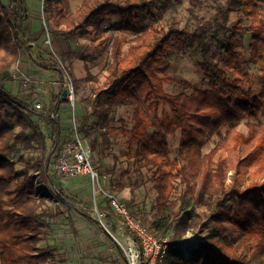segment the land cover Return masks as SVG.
<instances>
[{"label":"trees","instance_id":"16d2710c","mask_svg":"<svg viewBox=\"0 0 264 264\" xmlns=\"http://www.w3.org/2000/svg\"><path fill=\"white\" fill-rule=\"evenodd\" d=\"M260 1L264 0H223L218 14L205 19L194 31L180 29L175 24H170L169 28L152 26L143 30L138 36V44H132L126 54L122 49L124 37L113 43L114 62L108 68L107 85L98 88L96 97L101 102L106 96L112 105L120 102L119 96L125 94L135 104L134 124L126 140L127 156L138 170L146 168L150 171V180L157 192L156 212L147 220L148 227L156 235L164 236L177 220L180 232L198 227L202 230L206 226L201 218L181 215L185 210V203H181L185 194L174 197L178 179L185 184L187 192L194 194L189 169L193 172L200 169L204 194L200 192L199 199L212 209L217 222L223 215H230L236 233V236L231 233L227 236L229 244L212 232L189 257L179 246H171L162 264H264V180L244 189H229L226 186V160L218 156L220 143L210 152L202 153L203 147L219 135L223 127L230 125L228 134L237 135L235 125L254 117L261 109L260 96L254 92L250 73L237 69L246 18L252 20L250 27L255 32L251 58L255 63L263 62L264 23L256 3ZM154 8L153 0H84L69 15L63 10L53 15L54 10L51 13L49 7L46 12L50 13L55 27L64 24L66 31L72 32L94 26L107 16L134 21L140 14H147L156 19ZM0 9V47L8 41L13 46L9 53L0 52V264H50L55 250L39 246L47 227L42 219L44 200L38 196L34 176L27 171L19 172L11 156L19 149H41L44 154L48 138L54 141L52 149H62L69 137L63 136L57 106L60 101L69 100H63L62 92L51 94L48 112L39 114L43 126L50 132L48 137L33 119V107L7 89L4 81L9 80L11 66L23 52L29 51L30 44L24 41L30 33L28 0H11ZM232 13H235L234 20H231ZM208 34L218 44V54L210 51V44L205 41ZM194 44L201 48L203 60L199 65L209 87L185 83V91L167 93L162 84L166 77H158L154 68L164 71L157 65L164 61L170 48L177 46L185 51ZM214 58L218 60L215 62ZM53 60L58 59L53 57ZM60 64L40 62L44 69H53L62 76ZM262 70L264 72V65ZM132 78L136 93L125 87ZM143 98L151 100L150 113L141 103ZM111 105L96 108L94 113L100 116L109 133L119 130L124 133L123 127L110 125ZM162 105L169 108V114L159 115ZM6 107L13 110L15 125L6 120L2 112ZM89 117H85L81 130L88 124ZM150 127L159 130L150 133ZM177 130L181 132L180 155L170 159L167 137ZM252 135L255 137L254 148L244 161L250 166L259 162V166L264 167V128L256 129ZM105 141L110 142L107 138ZM43 160L46 161L41 158L37 163L41 170L46 165ZM58 194L66 200L59 189ZM229 200L230 206L227 205ZM236 241L241 248L234 245Z\"/></svg>","mask_w":264,"mask_h":264},{"label":"rangeland","instance_id":"374dc122","mask_svg":"<svg viewBox=\"0 0 264 264\" xmlns=\"http://www.w3.org/2000/svg\"><path fill=\"white\" fill-rule=\"evenodd\" d=\"M11 0H0L1 5H7ZM84 0H28V24L30 33L24 41L29 43L27 52H23L18 60L10 68L9 80L4 81L5 86L17 97L26 100L35 110L32 117L40 125L41 129L49 137L50 132L43 126L39 118V114L48 112L51 94H59L63 91L64 85L62 79L67 74L74 83L75 97L74 100L60 101L57 111L61 117L63 128V136L72 138L73 115H76L77 126L79 131L85 136L92 151V163L95 169L103 176L105 185L109 186L129 207L135 220L147 225V220L154 217L156 212V196L157 192L153 189L150 180L151 173L146 168L138 170L133 161L127 156V138L133 127V112L135 104L127 95H120L116 104H110L105 96L101 102H98L96 93L98 88L107 85V77L109 75L108 68L114 62L113 43L115 40L123 38V51L126 54L132 44H138V36L145 29L152 26L169 28L170 24H175L180 29L194 31L202 22L218 14V7L223 0H153L155 2L156 19L151 18L147 14H140L134 21L123 20L119 16H107L98 21L94 26L79 31L67 32L66 27L62 24L55 27L49 18L50 13L46 12L49 7L50 12L54 10V14L63 10L65 15H69L76 11ZM260 11V20L264 23V1L256 2ZM0 5V6H1ZM1 13V9H0ZM235 19V13H232L231 20ZM252 20L245 19L246 31L243 34V47L240 48V60L237 69L240 72H249L253 79V89L257 96H260V111L252 118H246L235 125L237 135L228 134L230 125L221 129L219 135L214 136L203 147L202 153L206 154L215 148L219 143L218 156L226 160V186L231 189L238 187L240 189L247 188L250 185L264 180V167L259 166V162L248 165L244 158L253 150L255 137L252 132L256 129L264 128V52L262 63H255L251 58V49L254 42L255 32L250 27ZM3 37L8 40L6 36ZM210 44L211 52L219 53V47L216 41L212 40L210 34L205 38ZM12 42H7L0 47L1 53H9L12 50ZM53 57L58 59L53 60ZM203 60L201 48L194 44L189 49L183 51L177 46L170 48L164 61L154 68L158 77L164 79L163 88L167 93H179L185 91L184 84L190 83L196 87H209L208 80L204 79L203 72L199 63ZM213 61L218 59L214 58ZM41 63H57L62 68L64 75L60 76L53 69H44ZM156 63L153 64L155 66ZM222 67L223 64L219 62ZM228 70V69H227ZM231 72L230 70H228ZM63 77V78H62ZM134 78L126 83V89L136 93V86L132 83ZM68 100V99H67ZM151 100L143 98L141 100L144 108L150 113L148 105ZM41 103L42 106H37ZM110 125L113 128L123 127L124 133L116 131L109 133L107 128L102 124L100 116L94 113L96 108L110 107ZM2 112L11 124H16V118L13 117V110L9 107L2 109ZM169 114L170 110L167 106L162 105L158 111ZM89 117L87 125L82 127L85 117ZM159 129L150 127V133ZM108 139L110 142L105 141ZM168 142L171 148L170 159L179 157L181 132L168 135ZM247 138H250L248 141ZM53 140H47V149L43 154V150L28 151L24 149L17 150L11 159L16 164L19 172L27 171L34 176V184L37 183V172L43 179V184L50 191L44 198L45 205L43 209L45 215L42 219L52 227V221L59 224L61 218V208L71 207L88 213L91 217L99 219L94 209V199L92 196V186L88 175L76 177H60L56 172V160L58 159L62 149H52ZM41 158L45 162L44 170H41L37 163ZM185 164V163H184ZM186 165V164H185ZM191 181L194 184L195 192L191 194L186 191V186L181 180L176 181L175 198H180L184 194L185 210L181 215H189L194 218H201L202 223L206 226L202 230L187 229L184 232L179 231L178 220L168 232V236L174 243L186 247L187 243L194 240L205 239L212 232L226 243H230L228 235L231 233L236 236L232 228V220L230 215H223L217 222L213 216L212 209L204 205L199 199L202 193L203 173L200 169L195 172L190 170ZM80 186L82 191L70 192L68 189ZM122 186V188H121ZM55 188L62 192V196L66 197L67 203L55 191ZM204 194V192L202 193ZM206 197V196H204ZM99 208L106 207V201L100 197L98 199ZM231 205V201L227 202ZM67 211L63 214L65 215ZM180 215V216H181ZM105 220V219H104ZM121 218L116 220L114 226H121ZM106 224L108 229L99 224L103 234H109V240L114 239L116 231H113L112 224ZM148 226V225H147ZM48 228V227H47ZM54 228V227H53ZM115 228V229H116ZM237 229V226H236ZM46 228L44 229L45 233ZM124 230V229H123ZM122 229L121 231L124 232ZM44 233L42 236H44ZM41 236V237H42ZM123 241V239H121ZM117 242V241H116ZM40 245V242H39ZM236 247H242L236 241ZM183 249V248H182ZM185 250V249H184ZM55 259L50 264L55 263Z\"/></svg>","mask_w":264,"mask_h":264},{"label":"built area","instance_id":"2783aa9c","mask_svg":"<svg viewBox=\"0 0 264 264\" xmlns=\"http://www.w3.org/2000/svg\"><path fill=\"white\" fill-rule=\"evenodd\" d=\"M62 84L64 89L68 90L67 99L73 101L75 97L74 83L67 74L64 75ZM37 106H42V104L38 103ZM72 123L74 134L56 160V172L60 177L89 176L94 209L97 212L98 221L104 227L108 229L106 220L107 223L115 224L116 220L121 218L123 227L121 226L120 229H124L126 236L123 241H118L122 256L117 264H162L171 246L183 248V254L189 257L191 252L205 239L194 240L189 242V245L187 243L186 247H181L180 244L174 243L168 235L158 236L147 225L135 220L127 204L120 200L109 186L105 185L103 176L93 166L90 145L78 129L75 114ZM36 176L38 196L44 197L46 194H50L38 172ZM55 191L58 193L56 188ZM100 197L106 201L104 208H99L98 199Z\"/></svg>","mask_w":264,"mask_h":264},{"label":"crops","instance_id":"0c3cea01","mask_svg":"<svg viewBox=\"0 0 264 264\" xmlns=\"http://www.w3.org/2000/svg\"><path fill=\"white\" fill-rule=\"evenodd\" d=\"M68 190L82 191L80 186H73ZM63 201L67 203L68 200ZM69 206L74 207L70 203L68 207L63 206L60 209V225L52 221V227H46L39 246L55 250L54 264H117L122 256L118 241L124 240L126 234L120 227L112 225L113 231L117 230L114 234L119 237H116L117 242L114 239L110 241L109 234H103L100 230L97 219L72 207V211H69ZM65 211L67 212L64 215Z\"/></svg>","mask_w":264,"mask_h":264},{"label":"water","instance_id":"95a60500","mask_svg":"<svg viewBox=\"0 0 264 264\" xmlns=\"http://www.w3.org/2000/svg\"><path fill=\"white\" fill-rule=\"evenodd\" d=\"M67 94H68V90L63 89V91H62L63 100H67Z\"/></svg>","mask_w":264,"mask_h":264}]
</instances>
